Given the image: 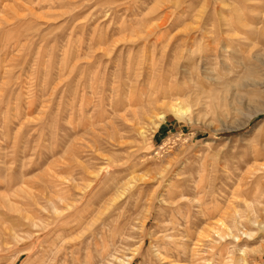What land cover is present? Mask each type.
<instances>
[{
    "label": "rangeland",
    "instance_id": "rangeland-1",
    "mask_svg": "<svg viewBox=\"0 0 264 264\" xmlns=\"http://www.w3.org/2000/svg\"><path fill=\"white\" fill-rule=\"evenodd\" d=\"M261 132L264 0H0V264H264Z\"/></svg>",
    "mask_w": 264,
    "mask_h": 264
},
{
    "label": "bare ground",
    "instance_id": "bare-ground-1",
    "mask_svg": "<svg viewBox=\"0 0 264 264\" xmlns=\"http://www.w3.org/2000/svg\"><path fill=\"white\" fill-rule=\"evenodd\" d=\"M262 133V132H261ZM259 133V134H257L255 137H254V142H250V143H244V150L242 151V156L244 157V158H242L243 159V162L244 163H247V162H249V161H252V163L254 162V161H257V160H260V159H262V156H263V153H264V133ZM263 144V145H262ZM259 162V161H258ZM261 165H263V164H258V163H255V165H253V166H250V167H246V169H245V171L244 172H242V170H241V172H240V175H241V177H240V180H241V182L239 183V185H243V184H246V182H247V176H248V174H249V172H253V169H255V170H259V168H262L261 167ZM258 175V174H257ZM256 175V176H257ZM262 175V174H261ZM256 178V177H255ZM257 179V178H256ZM253 180V179H252ZM254 181V180H253ZM237 192V191H236ZM235 210V209H234ZM204 215V214H203ZM219 219H221V218H218L217 220H219ZM222 220V219H221ZM220 220V221H221ZM221 223V222H220ZM208 224V223H207ZM217 224V223H216ZM216 224L214 223V224H212L211 223V225H209L208 224V226L210 227V228H212L213 230H214V232L216 233V235H218V236H223L225 233V231H223L222 230V228H220L221 226H219L220 224H218V226H216ZM223 224V226L225 225L224 223H221V225ZM185 230V229H184ZM187 231V230H186ZM202 232H205L207 235L209 234V230L208 229H206V228H202ZM210 234H212V233H210ZM201 235V234H200ZM186 236H187V232H186ZM188 236H189V234H188ZM202 241V240H201ZM168 243V242H167ZM173 243V242H172ZM184 243H186V242H184ZM174 244V243H173ZM165 245V244H164ZM200 246H201V244H200ZM167 249V248H166ZM200 249V248H199ZM198 249V247H196V248H191L190 249V259H192V260H195L196 259V257H198L199 256V254H200V250ZM164 254L165 255H167L165 252H164ZM164 254H162V253H159V255L160 256H162V259H165L166 257H165V255ZM169 256H170V254H168ZM178 255V254H177Z\"/></svg>",
    "mask_w": 264,
    "mask_h": 264
}]
</instances>
